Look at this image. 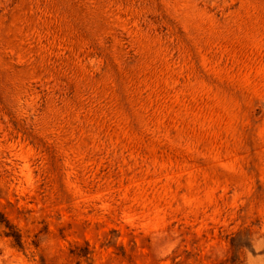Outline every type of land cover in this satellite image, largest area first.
<instances>
[{"label": "rangeland", "instance_id": "obj_1", "mask_svg": "<svg viewBox=\"0 0 264 264\" xmlns=\"http://www.w3.org/2000/svg\"><path fill=\"white\" fill-rule=\"evenodd\" d=\"M0 264H264V0H0Z\"/></svg>", "mask_w": 264, "mask_h": 264}]
</instances>
